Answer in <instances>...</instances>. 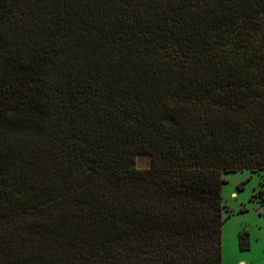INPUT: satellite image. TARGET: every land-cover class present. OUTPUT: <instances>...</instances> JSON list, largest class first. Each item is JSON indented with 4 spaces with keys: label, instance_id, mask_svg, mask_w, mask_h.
Returning a JSON list of instances; mask_svg holds the SVG:
<instances>
[{
    "label": "trees",
    "instance_id": "obj_1",
    "mask_svg": "<svg viewBox=\"0 0 264 264\" xmlns=\"http://www.w3.org/2000/svg\"><path fill=\"white\" fill-rule=\"evenodd\" d=\"M244 169L264 0H0V264H221Z\"/></svg>",
    "mask_w": 264,
    "mask_h": 264
},
{
    "label": "rangeland",
    "instance_id": "obj_2",
    "mask_svg": "<svg viewBox=\"0 0 264 264\" xmlns=\"http://www.w3.org/2000/svg\"><path fill=\"white\" fill-rule=\"evenodd\" d=\"M137 154L135 166H150ZM221 264H264V170L222 173Z\"/></svg>",
    "mask_w": 264,
    "mask_h": 264
}]
</instances>
